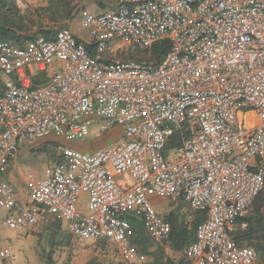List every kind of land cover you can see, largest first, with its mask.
<instances>
[{
    "label": "built area",
    "instance_id": "built-area-1",
    "mask_svg": "<svg viewBox=\"0 0 264 264\" xmlns=\"http://www.w3.org/2000/svg\"><path fill=\"white\" fill-rule=\"evenodd\" d=\"M112 1L81 18L95 56L68 29L0 43V176L22 148L83 139L95 123L122 128L115 143L68 152L3 226L26 230L47 216L136 264L122 218L139 209L148 237L162 243L170 228L148 198L158 195L205 213L184 251L190 264H252L254 251L230 233L264 190V0ZM112 41L170 48L156 65L101 60ZM242 111L255 116L252 127ZM176 133L179 145L167 149ZM0 194L13 190L0 181Z\"/></svg>",
    "mask_w": 264,
    "mask_h": 264
},
{
    "label": "rangeland",
    "instance_id": "rangeland-1",
    "mask_svg": "<svg viewBox=\"0 0 264 264\" xmlns=\"http://www.w3.org/2000/svg\"><path fill=\"white\" fill-rule=\"evenodd\" d=\"M32 1L36 2L37 7L29 8L27 14V18L33 26L31 33L35 32L37 28L48 31H58L61 28L68 29L83 44H91L93 40L90 30L81 24L82 16L86 13L98 14L114 7L112 0H65V2L70 3V7L64 8L70 15L66 17L58 5L54 6L53 12L40 13L37 10L42 8L38 7L42 0ZM108 45L109 48L99 55L103 61L120 62L133 58L131 62L147 63L149 58L148 50H141L118 41H112ZM242 116L245 127H252L256 122L255 116L250 111H242ZM121 129L115 127L101 132L99 124L95 123L89 128L88 136L83 139L71 141L50 139L17 151L14 155L16 158L9 160L7 167L0 176V181L8 184L13 190L11 196L0 194V205L6 207V209L0 207V251H3L0 253V264H46L48 254L52 264H89L91 262L92 264L93 262L98 264H129L105 240L81 242L71 238L66 232L64 223H61V227L55 230L58 223L43 216L40 222L44 221V223L39 222L35 226L36 228L28 231L27 229L11 230L3 226L11 208L20 209L29 206L32 190L45 178L48 169L61 162L68 152L78 151L66 144L89 146V152H93L107 144L105 138L110 139L111 143L119 140ZM106 132L108 133L106 134ZM97 143L98 146H94ZM148 198L155 213L161 218L171 211H183L187 208V205L181 200L171 203L165 197L158 195H149ZM78 204L79 211L86 214L88 195L81 194L78 198ZM124 231L129 247L132 248L129 242L132 225L127 219H125ZM247 248L252 249L255 253V260L252 264H264V261L252 247ZM5 251L10 252L11 255H8L9 253L6 255Z\"/></svg>",
    "mask_w": 264,
    "mask_h": 264
},
{
    "label": "trees",
    "instance_id": "trees-1",
    "mask_svg": "<svg viewBox=\"0 0 264 264\" xmlns=\"http://www.w3.org/2000/svg\"><path fill=\"white\" fill-rule=\"evenodd\" d=\"M55 5L60 7L66 17L70 16L69 12L64 9L65 7H70V3L68 1L65 2V0H48L47 6L37 11L40 13L53 12ZM28 13L29 8L22 0H0V43L22 46L25 42L39 37L49 41L54 38L57 31L37 28L35 32L31 33L33 26L27 18ZM169 48L167 41H160L154 44L148 50L149 58L147 63L153 65L159 63ZM86 49L92 56L96 55L93 43L87 44ZM132 59L120 62H131ZM38 83H42V81L40 79L35 80L33 85ZM105 139V143L110 141V139ZM179 139L180 135L178 133L174 134L169 140L167 149H172L179 145ZM94 146H98V143L97 145L94 144ZM87 147L90 148L89 146ZM185 210H174L163 216V220L169 225L170 231L167 238L160 244L155 243L146 234L143 219L139 216L140 212L138 210L129 212V216L126 218L132 225L129 242L135 255L138 258L148 259L149 262L146 264H190L185 255L174 261L165 254L166 248L176 253H184L186 247L195 240L197 228L204 220L205 213L192 210L188 206ZM57 221L56 227L59 229L61 222ZM241 224H244L245 228H240ZM230 236L238 246L252 247L264 261V190L255 198L248 214L236 220L235 230L230 233ZM50 259L51 257L48 254L46 264H52ZM89 264H92V262ZM93 264L98 263L93 262Z\"/></svg>",
    "mask_w": 264,
    "mask_h": 264
},
{
    "label": "crops",
    "instance_id": "crops-1",
    "mask_svg": "<svg viewBox=\"0 0 264 264\" xmlns=\"http://www.w3.org/2000/svg\"><path fill=\"white\" fill-rule=\"evenodd\" d=\"M23 2H24V4L28 7V8H31V7H37L36 5L37 4H35L36 2H33L32 0H22ZM47 3H48V0H42L41 1V4H39V6L38 7H42V8H44L46 5H47ZM112 3H113V1H112ZM114 5V4H113ZM101 8H103L102 6H101ZM101 12H103V11H101ZM100 13V12H99ZM79 41V40H78ZM87 45V44H86ZM121 135V134H120ZM111 143V140L110 141H108L107 142V144H110ZM106 144V145H107ZM66 145H69L70 147H72V148H74V149H77L78 151H83V152H89L90 150H89V148L87 147V146H83V145H76V144H74V145H71V144H66ZM16 158V156L14 157L13 156V160ZM12 160V161H13ZM0 207L2 208L3 207V209L5 208L6 209V207L5 206H2V205H0ZM134 210H138L139 212H140V215L139 216H141L142 217V219H143V215H142V212L139 210V209H134ZM134 210H132V211H134ZM131 212V211H130ZM129 215H128V213L122 218L123 219V222L125 223V219L128 217ZM43 217H45L46 219H51L50 221H56L57 223H58V221L57 220H55V219H53V218H50V217H47V216H43ZM40 223H44V221L43 222H40ZM54 226V225H53ZM33 228H36V227H30V228H28L27 229V231L28 230H30V229H33ZM55 230H57V228H55ZM132 249V248H131ZM3 251H0V253H2ZM6 252V254H8V255H11L10 254V252H8V251H5ZM4 252V253H5ZM135 254V253H134ZM165 254H166V256L168 257V258H170V259H172V260H174V261H177L179 258H181L183 255H184V253H176V252H173V251H171L169 248H166L165 249ZM136 256V255H135ZM137 257V256H136ZM146 261H148L149 262V260L148 259H146V258H138L137 257V262H136V264H144V263H146Z\"/></svg>",
    "mask_w": 264,
    "mask_h": 264
}]
</instances>
